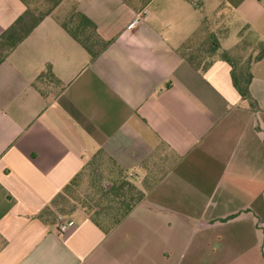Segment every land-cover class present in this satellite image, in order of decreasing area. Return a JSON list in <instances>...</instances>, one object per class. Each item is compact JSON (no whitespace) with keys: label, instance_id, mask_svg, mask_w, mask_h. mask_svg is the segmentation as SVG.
<instances>
[{"label":"crops","instance_id":"obj_1","mask_svg":"<svg viewBox=\"0 0 264 264\" xmlns=\"http://www.w3.org/2000/svg\"><path fill=\"white\" fill-rule=\"evenodd\" d=\"M24 11L0 0V36ZM73 12L107 42L94 59ZM203 22L219 50L195 68L179 50ZM241 41H264V0H62L0 63V264H264V58L252 108L218 57ZM98 155L143 197L59 233L39 215Z\"/></svg>","mask_w":264,"mask_h":264},{"label":"trees","instance_id":"obj_2","mask_svg":"<svg viewBox=\"0 0 264 264\" xmlns=\"http://www.w3.org/2000/svg\"><path fill=\"white\" fill-rule=\"evenodd\" d=\"M20 1L25 5L24 13L0 36V45L1 46L6 45L8 47L6 54L0 58V63L6 57L7 53L11 51L17 44L23 41L46 16L50 15L62 0H53L47 11L44 14L36 17H35V12L31 8L32 0H20ZM71 16H73V19H75L76 22L75 28L74 29L68 28L64 22H62V26L67 30V32L71 35V37L75 41H77L89 53L91 59H94L106 47L107 42L101 39L96 34L95 26L85 16H83L79 12H73L70 15V17ZM209 27L210 24L208 22L201 23L199 29L186 39L185 43L183 44V47L179 50V54L181 55V57L187 60L195 68H198L199 66L206 67L209 64H211L215 58V55L219 50V45L215 40V37ZM84 34H86L85 36L88 35L89 38L95 36L96 39L101 40L103 46L98 51L95 52L91 51L89 47L79 38V35H84ZM201 39L203 40L202 41L203 45L205 44L208 47L206 51H204L203 53L201 52L197 53L199 49L194 47L195 44L199 42ZM242 43L243 42L241 41L233 49V54L239 49V47H241ZM259 45L261 46V50L259 51V53L253 59L248 60L246 67H242V69L238 68L237 63L232 59L231 57V55H233L232 53L222 51L218 55L219 58L227 61L230 64L233 86L238 92V94L241 96V98L243 100H246L249 103V106L252 108L255 106V102L253 101V98L251 97L249 92V84L252 79L250 66L252 63L264 58V41L260 42ZM41 80H43L45 83H51V82L54 83L55 78L52 72L50 70H47L41 75H39L37 79H35V81L33 82V86L36 87L39 91H41V93L44 95V91H42L44 85L41 84ZM97 157L99 158L102 156L99 155L95 156L91 158V160H95V158ZM91 160H89V162H91ZM108 161L111 162L110 160ZM87 164L83 167L81 173L75 176L62 189V191L56 195V197L49 204L51 206L45 207L43 211L40 213L39 218L44 223L55 220V216H53L51 207H53L54 204L57 203L59 200H64V198L72 191L73 187L76 186V182L80 178L81 174L85 172V169L87 168ZM111 164L113 163L111 162ZM118 171L120 172V175H122L121 178L122 177L124 178V179L122 178V181L119 183V185L109 190L102 188V194L110 200L109 202L117 203V205L120 206L115 211V213L116 214L118 213V215H115L114 218L112 217L113 219L110 222L111 224H109V226H103L96 219L93 218L91 219L97 226L103 227L104 229H110L111 227L118 224L129 213L131 208L136 203H138L143 197V193L135 187L130 177L122 174V172L119 169ZM126 197H128L129 199L128 202L124 201ZM96 215L99 214L96 213Z\"/></svg>","mask_w":264,"mask_h":264},{"label":"rangeland","instance_id":"obj_3","mask_svg":"<svg viewBox=\"0 0 264 264\" xmlns=\"http://www.w3.org/2000/svg\"><path fill=\"white\" fill-rule=\"evenodd\" d=\"M53 0H32L31 8L35 12V17L44 14L50 7ZM68 28L74 29L76 22L73 16L64 20ZM79 35V38L89 47L93 52L98 51L102 46V42L96 39L95 36L89 38L88 35ZM203 38V37H202ZM238 35L234 27H230L229 34L226 39L222 41L225 48L232 47L236 42ZM202 39L195 44L194 48H198L197 53H203L207 49V45H203ZM8 47L0 45V58L6 54ZM261 50L259 43L247 44L243 42L241 47L231 55L232 59L237 63L238 68L246 67L247 61L253 59ZM41 84L45 82L41 80ZM91 163V164H90ZM120 172L103 157H97L87 164L85 172L81 174L76 182V186L64 198L59 200L51 207L55 222L61 217L63 220H69L77 215L84 216L90 219H96L103 226H109L110 222L116 214L115 211L120 206L117 203L109 202L110 200L102 194V188L111 189L119 185L122 181ZM124 179V178H123ZM128 197L124 201L128 202ZM119 204V203H118ZM51 206V205H48ZM98 213L99 215H96ZM113 217V218H112ZM53 218V217H52ZM52 220V219H51Z\"/></svg>","mask_w":264,"mask_h":264},{"label":"built area","instance_id":"obj_4","mask_svg":"<svg viewBox=\"0 0 264 264\" xmlns=\"http://www.w3.org/2000/svg\"><path fill=\"white\" fill-rule=\"evenodd\" d=\"M137 22H138V19H134L133 22L128 26V28L132 27ZM73 226H74V222L70 219L63 220L61 217L57 219V229L59 233H65Z\"/></svg>","mask_w":264,"mask_h":264}]
</instances>
